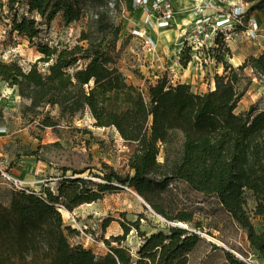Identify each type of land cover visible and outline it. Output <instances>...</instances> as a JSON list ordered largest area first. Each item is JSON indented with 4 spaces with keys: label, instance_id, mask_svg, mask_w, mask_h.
<instances>
[{
    "label": "trees",
    "instance_id": "obj_1",
    "mask_svg": "<svg viewBox=\"0 0 264 264\" xmlns=\"http://www.w3.org/2000/svg\"><path fill=\"white\" fill-rule=\"evenodd\" d=\"M248 4L245 19L264 9V0H244ZM10 20L9 33L26 39L41 54L27 67L12 60H0V82L16 88L29 101L23 113L39 114L49 106L60 117H75L89 111L96 127H113L120 137L137 144L128 166L132 174H121L103 163L97 170L103 182L82 177L85 169L63 168L57 193L46 187L41 193L14 189L8 206L0 202V264H188V256L201 237L177 225L149 235L134 259L118 243L96 256L83 245L73 246L60 209L72 211L100 200L105 192L128 186L156 214L169 221H191L183 212L170 215L164 193L173 182L189 190L217 199L223 210L247 233V241L264 263V106L252 104L237 112L246 93L240 87L245 69L264 76V51L248 55L235 69L226 63L229 47L217 34L208 56L221 63L222 74L214 76V87L195 93L189 84H171L162 76L150 82L146 91L129 84L118 61L122 27L110 13L107 0H0ZM119 3L114 4V9ZM90 14L73 46L52 47L40 38L42 25L48 27L60 16L64 25ZM191 48L184 45L180 63L191 60ZM39 62L47 64L45 70ZM58 120L45 115L41 127H55ZM181 134L177 150L172 145ZM164 154L159 161V155ZM35 152L26 153L33 156ZM248 199L253 207L248 209ZM261 220L257 230L253 219ZM139 229L138 223H134ZM128 228L126 227V233ZM125 233V234H126ZM229 264H248L232 252L225 253Z\"/></svg>",
    "mask_w": 264,
    "mask_h": 264
},
{
    "label": "rangeland",
    "instance_id": "obj_2",
    "mask_svg": "<svg viewBox=\"0 0 264 264\" xmlns=\"http://www.w3.org/2000/svg\"><path fill=\"white\" fill-rule=\"evenodd\" d=\"M117 2L119 8L115 10L114 4ZM107 3L113 20L122 27L118 64L129 84L146 91L150 82L164 76L173 85L189 84L195 93H205L214 87V76L224 71L221 63L211 56L204 58L203 53L197 54L193 48L190 62L183 66L180 63V50H173L178 39L175 38L171 46H166L162 40H158L157 32L154 34L156 51L153 54L148 52L143 38L132 34V29L141 25L144 15L138 17L136 12L142 11V8H131L129 0H107ZM89 17L87 12L79 21L64 25L61 17L57 16L48 27L42 25L40 38L52 47H71L78 43L81 30L87 28ZM9 27L7 9L3 7L0 9V60H15L27 67L41 54L26 39L15 33L10 34ZM189 30L187 36L182 34L179 39L181 49L186 45L184 37H188L190 42L195 40V36L190 35L196 31L194 26ZM258 45V39L247 40L245 37L232 42L228 54L230 58L228 55L225 57L226 63L236 69L238 65L235 66L230 60L232 54H246L247 49L263 52ZM167 52L170 54L166 55ZM46 67L47 64L39 62L42 71ZM257 76L250 68L245 69L240 87L248 90L258 88L261 84L264 86ZM262 98H256L255 101ZM26 104L29 101L20 97L16 88L0 82V170L23 181V187L28 191L41 193L49 187L53 193H57V185L63 178V168L70 169L66 172L68 176L72 175V170L85 169L82 177L96 182H103L98 176L101 172L97 170L103 163L123 175L132 174L128 162L137 144L122 139L115 128L96 127L89 111L75 117H60L56 109L47 106L39 114H29L22 112ZM45 115L56 118L58 125L41 127L40 121ZM181 141V134L177 133L173 149L177 150ZM30 152L36 154L26 155ZM163 157V153L159 155L160 162ZM14 189L18 188L0 173V202L3 205H9ZM133 192L129 187H120L105 192L100 200L89 205L84 203L72 211L61 208L64 225L75 231L68 233L71 245H83L96 256H101L109 251L106 239L110 240L111 246H117L118 243L112 241L111 237H122L120 245L127 248L136 259L143 239L141 233H168L169 226L179 223L156 214ZM164 203L173 217L183 212L192 215L191 221H185L190 223L187 227L201 237L188 256V264H229L225 255L227 251L254 264H264L249 245L246 231L223 210L216 198L193 192L184 184L173 182L164 193ZM253 205L252 200L248 199V209ZM252 221L259 230L261 220L255 218ZM134 223H138V230Z\"/></svg>",
    "mask_w": 264,
    "mask_h": 264
},
{
    "label": "built area",
    "instance_id": "obj_3",
    "mask_svg": "<svg viewBox=\"0 0 264 264\" xmlns=\"http://www.w3.org/2000/svg\"><path fill=\"white\" fill-rule=\"evenodd\" d=\"M193 2L195 4L193 26L196 31L190 35L195 36V40L190 42L188 37H184V41L186 45L188 44L187 46L191 47V51L195 48L197 54L203 53L204 58H210L207 52L215 45V37L219 33L223 35V42L229 49L230 44L235 42L239 36L251 40L257 38L259 25L252 15L246 19L244 29L236 30L242 24L247 12L248 4L244 0H235V3L226 11L221 8L220 0H193ZM136 6L142 8L144 17L140 27L132 29V34L143 38L147 51L153 54L156 51L157 43L154 31L168 27L174 17V5L170 0H133V7ZM187 32H184L183 35L187 36ZM0 173L18 189H25L23 181L11 177L2 170ZM245 261L248 264H254L249 260Z\"/></svg>",
    "mask_w": 264,
    "mask_h": 264
},
{
    "label": "crops",
    "instance_id": "obj_4",
    "mask_svg": "<svg viewBox=\"0 0 264 264\" xmlns=\"http://www.w3.org/2000/svg\"><path fill=\"white\" fill-rule=\"evenodd\" d=\"M129 1H130V5L132 8L133 0H129ZM170 1L172 2L175 8L173 20L170 22L168 27L164 29H158L154 31V34L156 32L159 33L158 40H162L166 46L167 45L171 46L170 44H173L174 43L173 40L177 38L178 41H176V44H174L175 47L173 48V50H177L178 48V51L179 50L181 51V44L179 43L180 42L179 39H181V35L184 32H186L187 30L193 27V22L195 19L193 9L195 7V4L193 0H170ZM234 3H235V0H220L221 8H224V9H229V7L232 6V4ZM136 13L138 14V17H143L142 11H139ZM251 15L257 21L259 25L258 36L256 39H258L260 47L262 48V50H264V9L260 11H254ZM241 37L243 36H239L236 39L237 42L240 40ZM246 39L248 40V38ZM168 49L170 48H167V50ZM247 52L246 54L244 52H243L244 54L243 53L232 54L233 58L230 60H232L235 66H237V65L242 64V62L245 60L247 55L249 54L257 55L258 53H261L258 49L257 50L254 49L251 51L247 49ZM169 54L170 52L169 53L167 52L166 55H169ZM229 58L230 57L228 55V59ZM260 82L264 83V77L260 78ZM255 88L256 87H252V89L250 88L246 91V93L244 94L240 102L238 103L236 111L238 112L245 111L252 104H258L260 109L263 108L264 106V100H263L264 99V91H263L264 86L261 84L258 88H256V90ZM262 96H263L262 99L255 101L256 98L258 99Z\"/></svg>",
    "mask_w": 264,
    "mask_h": 264
},
{
    "label": "bare ground",
    "instance_id": "obj_5",
    "mask_svg": "<svg viewBox=\"0 0 264 264\" xmlns=\"http://www.w3.org/2000/svg\"><path fill=\"white\" fill-rule=\"evenodd\" d=\"M133 194L136 196L137 199L141 200V198L135 192H133ZM87 205H89V203H87ZM177 225L182 226V227L183 226L187 227V226H190V223L189 222H179Z\"/></svg>",
    "mask_w": 264,
    "mask_h": 264
},
{
    "label": "water",
    "instance_id": "obj_6",
    "mask_svg": "<svg viewBox=\"0 0 264 264\" xmlns=\"http://www.w3.org/2000/svg\"><path fill=\"white\" fill-rule=\"evenodd\" d=\"M123 188H128V186L126 185V186H122ZM138 195V194H137ZM139 196V195H138ZM140 197V196H139ZM141 198V197H140ZM142 199V198H141ZM146 205V204H145ZM147 206V205H146ZM177 226H179V225H177ZM180 227H182V226H180ZM183 228H187V227H184L183 226Z\"/></svg>",
    "mask_w": 264,
    "mask_h": 264
}]
</instances>
